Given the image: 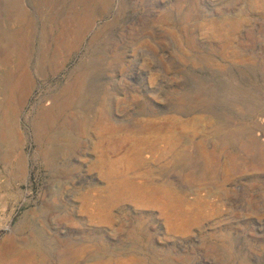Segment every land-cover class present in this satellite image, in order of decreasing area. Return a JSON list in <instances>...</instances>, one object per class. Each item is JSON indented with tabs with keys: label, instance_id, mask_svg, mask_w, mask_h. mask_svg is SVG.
Wrapping results in <instances>:
<instances>
[{
	"label": "rangeland",
	"instance_id": "rangeland-1",
	"mask_svg": "<svg viewBox=\"0 0 264 264\" xmlns=\"http://www.w3.org/2000/svg\"><path fill=\"white\" fill-rule=\"evenodd\" d=\"M13 1L0 0V264H264V0H19L26 16ZM82 9L76 48L39 70ZM19 56L29 85L13 106L3 72ZM96 56L109 115L73 117L78 144L48 166L59 119L36 141V116ZM101 122L119 128L102 139Z\"/></svg>",
	"mask_w": 264,
	"mask_h": 264
},
{
	"label": "bare ground",
	"instance_id": "bare-ground-1",
	"mask_svg": "<svg viewBox=\"0 0 264 264\" xmlns=\"http://www.w3.org/2000/svg\"><path fill=\"white\" fill-rule=\"evenodd\" d=\"M58 1L59 0H39V5L41 2H44L43 5L52 6L56 4ZM12 3L13 4L11 5V7L14 9V11L16 10L18 13L22 15L25 14L26 16L25 10H22L20 8L21 5L19 4V0H14ZM14 11L12 14H14ZM24 18L27 19V17ZM92 21H93L92 15L90 13L85 14L83 9L78 11L71 10L70 12H68V16L66 17V19L64 20L63 18V20L61 21L62 25L56 27L54 29L55 32L52 34V38L55 43L54 47L52 48V52H53L52 56L46 59V63L43 62L45 61V58H43L45 56H40L41 58H39L40 60L37 62L38 69L41 70L45 65H47L52 70H55L57 67H59L61 65V62L63 60H66L67 58V56H63V55H65V53H67L69 50L75 47L78 39L81 37L83 32L88 28V26ZM21 30L17 31L18 33L15 32V36L18 34V39L16 38V43H17L16 50L18 54H22L24 46H26L27 42L29 41V33L31 32V29L30 31H26L24 28L22 32ZM10 38L12 39V37ZM10 44L12 43L7 41L6 44L4 43L2 46L0 45V53H4L7 55L11 51L9 50ZM42 49L43 52L42 51L40 52H42V54L45 55L44 53L45 49L43 47ZM23 57L24 56L17 57L15 61L16 65L13 70L7 71L5 69V71L3 72L5 83L11 84L9 89L11 93L10 99L13 102L12 104L13 106L18 105L23 100V96L25 94V91L28 89L27 87L29 85L28 82L29 76L27 73L28 70L24 62L25 58L23 59ZM102 60H103L102 57L96 56L91 58V60L89 59L87 61L85 60L81 62L78 65V67L75 68V70L71 73V77L69 81L61 89L60 93H58L52 99L51 106L48 108H41L39 112L37 111L38 114L36 117L39 121L38 122L35 121L34 124V136L36 141H38L41 138L42 131L45 132V130H47V128L50 126L51 122H53L55 125L54 121L56 119H59V125L58 126L56 125L54 132L46 137L47 145L43 155L45 158V162L48 166H56L58 154L65 150H72L78 144L77 143L78 138H76L75 136V129L77 125L73 117L76 116V119L79 120V122L83 123L84 126L87 128L88 127L87 123L91 121L92 116L95 115L96 113L98 103L101 104V106L99 107V115H101V118L108 117L110 109L108 108L106 103L104 105L103 102L101 101V99H103L102 98L103 95L107 93V89L101 83L102 81L98 79L99 75L101 74L100 71L103 67ZM4 61H6L5 58L0 56V62L4 63ZM12 91L14 92V94L12 93ZM8 104L10 105V103ZM142 104L143 106L140 110V113L142 114L147 113V106L144 105V102ZM118 128L119 125H117L116 123L113 124L112 122H108L106 125H103L101 122L99 130L101 131L102 139L104 138L103 135L105 132L114 134L118 130ZM126 128L127 126L125 127V129ZM143 128H146L145 125L143 126ZM2 130L6 131L7 136H9L8 138L13 136L12 129L8 130L5 126H2ZM236 137L237 135L235 134L234 138L236 139ZM122 138H123V143L128 144L131 140V135L130 133H126L125 135H123ZM114 141H116V139H113V142ZM262 141L264 142V139H262ZM115 143H113V145ZM110 144L111 143H109V145ZM110 150H111L110 153H117L116 147H113ZM2 155H4V153ZM185 155L187 159V154L185 153L181 154L179 159L181 162H183ZM110 158H111V154H110ZM20 160H22V158L19 159L18 161V168L22 169V164H21L22 162ZM110 160L114 166V161L117 159L115 160L110 159Z\"/></svg>",
	"mask_w": 264,
	"mask_h": 264
}]
</instances>
